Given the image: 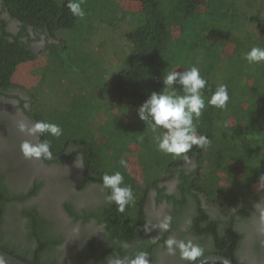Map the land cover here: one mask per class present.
<instances>
[{
    "label": "trees",
    "instance_id": "trees-1",
    "mask_svg": "<svg viewBox=\"0 0 264 264\" xmlns=\"http://www.w3.org/2000/svg\"><path fill=\"white\" fill-rule=\"evenodd\" d=\"M89 1L84 0L82 7L89 8ZM92 1L103 6L100 21L121 33L127 43L125 55L119 57L121 64L114 71L110 85L119 109L134 113L125 124L114 122L110 133L101 135L98 145L101 151L114 153L115 156L120 152L122 156L128 144L143 136L139 133L144 128V122L138 118L137 109L152 91L163 87L161 76L168 71H183L196 66L208 81L203 90L206 101L221 84L227 85L230 99L225 109L207 106L199 118L198 132L210 140L205 149L194 146L187 153L188 159L170 155L166 164L159 165L157 175L146 174L147 184L131 186L135 202L127 206L123 213L108 202L101 210L85 213V219L93 216L102 225L104 240L96 246L93 238H89L86 247H82L83 252L80 251L84 260L75 264H106L109 256H135L140 251L148 252L152 264H155V247L164 238L158 237L157 243H152L145 236V200L150 188H154L160 197L167 195L163 193L165 186L159 184L174 176L177 178L178 194L167 198L177 212L189 203L188 196L193 199L195 211L190 216V233L206 240L207 246L202 247L203 255L221 254L236 263L240 233L232 228L231 223L220 228L217 220L210 218L201 206L199 195L220 208L242 203L252 205L264 195L262 186L251 190L252 185L264 181V63L249 64L243 59V53L251 47H264V0ZM116 1L120 10L113 9ZM67 3L68 0H2L4 9L22 25L20 31L13 34L6 29V20L0 19V95L10 96L7 91L15 87L13 76L18 67L38 54L28 41L22 39L25 35L31 40L27 26L52 38L59 30L75 27L78 17L71 14ZM252 3L255 7L250 6ZM245 5L251 10L246 11ZM44 48L59 52L66 49L65 40L47 42ZM35 98L34 94H29L30 110L26 112L35 121L44 120L41 112L34 113ZM48 121L56 123L53 117ZM130 133L136 136L119 141ZM40 139L51 141V152L58 158L69 160L71 154L67 150L71 146L76 147L74 152L82 155L85 166L84 182L96 183L107 196L109 190L102 187L101 177L110 170L104 169L95 160L99 152V148L94 147L95 141L71 135L63 138L61 146H58L54 143L55 138L47 134ZM154 147L151 148L158 153L156 145ZM144 160L152 161V156ZM153 160H157V156ZM187 160L195 163L190 171L182 167ZM207 160H212L217 166L206 165ZM223 161L227 164L225 168H221ZM212 184L219 187L222 195L211 189ZM35 188L28 195L34 193ZM244 189L252 195L246 197ZM3 197L4 193L0 190V213ZM22 198L25 195H11L6 199ZM25 228V239L33 242L28 250L17 252L1 241L0 249L29 264H72L70 260L57 261L53 256L44 257L53 252L60 239L48 236L37 216L30 215ZM122 242L127 243L126 249L120 247Z\"/></svg>",
    "mask_w": 264,
    "mask_h": 264
},
{
    "label": "flooded vegetation",
    "instance_id": "flooded-vegetation-1",
    "mask_svg": "<svg viewBox=\"0 0 264 264\" xmlns=\"http://www.w3.org/2000/svg\"><path fill=\"white\" fill-rule=\"evenodd\" d=\"M0 19L6 20L9 32L17 34L20 31L21 22L9 15L2 0ZM26 31L31 40L25 35H22V39L28 41L34 50L45 46L47 42H55L49 34L30 26L26 27ZM7 93L10 96L0 95V190L4 193L3 210L0 213V241L14 247L17 252L28 250L33 242L25 239V226L29 222V216L34 215L48 236L60 239L53 252L45 254V258L53 256L57 261L70 260L72 264L83 261L84 256L80 251L82 247H86L89 238H93L96 246L104 240L102 225L93 216L85 219L84 215L104 208L107 204L106 196L96 183L84 182V162L82 167L75 164L77 159H83L80 153L74 152L76 147L71 146L67 150L71 154L69 160L53 154L47 160H27L23 157L21 142L34 138L20 132L18 124H31L35 120L26 112L30 110L26 92L11 87ZM192 165V160H188L182 167L190 171L193 169ZM159 186H165L163 193L167 195L160 197L154 188L149 189L145 200V222L156 224L164 215H170L171 224L168 231L160 232L159 228H151L149 225L151 231L145 232L148 239L164 238L155 247L154 263L187 264V261L180 259L178 252L176 255H169L164 242L169 237H176L191 240L203 248L207 246L202 236L190 233V216L195 211L194 201L188 196L189 203L182 211L177 212L172 201L167 198L178 194L176 176ZM34 188L35 192L28 195ZM11 195H25V198L6 199ZM199 196L201 206L210 218L217 220L220 228L231 223L232 228L240 233L237 260L236 263L232 262L264 264V195L252 205L233 204L227 208L212 205L206 202L203 195Z\"/></svg>",
    "mask_w": 264,
    "mask_h": 264
},
{
    "label": "rangeland",
    "instance_id": "rangeland-1",
    "mask_svg": "<svg viewBox=\"0 0 264 264\" xmlns=\"http://www.w3.org/2000/svg\"><path fill=\"white\" fill-rule=\"evenodd\" d=\"M116 2L113 9L120 10V4ZM250 6L255 7L253 3ZM250 6L245 5L246 11L251 10ZM102 8L101 4L90 0L89 8H84L85 16L78 17L75 27L59 30L56 32V37H53L55 43L65 40L66 49L58 52L41 46L35 50L38 54L34 59L18 67L13 76V83L28 96L30 93L35 95L34 113L41 112L46 121L53 117L61 126L63 134L59 138L54 137L55 144L61 146L63 138L71 135L87 137L90 142L92 140L96 142L94 147L99 148V152L95 160L104 169L110 170V173L121 171L125 176L126 184L141 187L147 184V173L152 176L157 175L155 173L159 165L166 164L170 154L160 151L157 153L153 149L156 145L154 140L156 133L147 128L145 122L144 128L139 133L143 134V142L134 140L126 144L127 147L122 156L120 152L117 156L114 153H105L98 147L101 135L105 132L110 133L114 122L125 124V121L132 119L134 115V113L129 114L128 110L123 112L119 109L114 89L110 85L114 71L121 64L119 57L125 55L124 47L127 43L121 33L111 30L108 25L100 21ZM135 136L136 134L130 133L119 141L128 137L133 139ZM212 147L208 149L215 153ZM154 155L157 156L155 161ZM151 156L152 161L144 160ZM121 159L128 162L127 170L119 166ZM207 162L206 165L217 166L212 160ZM192 164L194 168V161ZM225 167L227 164L224 161L221 162V168ZM260 187L264 188V181L252 185L251 190ZM211 189L222 195L218 186L212 184ZM246 189L243 192L246 197H250L252 192L250 193L249 190L246 192Z\"/></svg>",
    "mask_w": 264,
    "mask_h": 264
},
{
    "label": "clouds",
    "instance_id": "clouds-1",
    "mask_svg": "<svg viewBox=\"0 0 264 264\" xmlns=\"http://www.w3.org/2000/svg\"><path fill=\"white\" fill-rule=\"evenodd\" d=\"M83 3L84 0H68L66 6L74 17L83 18L85 16ZM243 59L249 64L264 63V47H251L243 53ZM161 79L163 87L159 91H152L138 107V118L156 133L154 140L158 151L188 159L187 153L194 146L205 149L209 145L210 140L207 136L198 132L199 118L207 106L218 109L227 107L230 99L228 87L225 84L217 86L206 101L203 90L208 81L196 66L183 71H168L162 74ZM18 129L34 138L26 139L20 144V151L27 160L51 159V141L40 137L47 134L59 138L63 134L59 124L46 120H36L31 124L20 122ZM137 140L143 142L144 137L138 136ZM75 164L82 167L83 159H77ZM119 166L127 170L128 162L121 159ZM101 181L102 187L109 190L106 201L114 204L118 212L123 213L127 206L135 202L132 187L125 183V176L121 171L106 172L102 175ZM170 224L171 216L164 215L156 224L146 222L143 230L150 232L151 228H159L160 232H164L170 229ZM151 242L157 243V239L153 237ZM164 244L169 255H176L178 252L180 259L187 261L188 264H196L204 254L203 248L191 240L169 237ZM120 247L126 249L127 243L122 242ZM106 264H152V261L148 252L140 251L135 256H109Z\"/></svg>",
    "mask_w": 264,
    "mask_h": 264
},
{
    "label": "water",
    "instance_id": "water-1",
    "mask_svg": "<svg viewBox=\"0 0 264 264\" xmlns=\"http://www.w3.org/2000/svg\"><path fill=\"white\" fill-rule=\"evenodd\" d=\"M223 263V264H234L230 257H226L221 254H205L198 259L196 264H206V263ZM0 264H29L25 261L3 251L0 249Z\"/></svg>",
    "mask_w": 264,
    "mask_h": 264
}]
</instances>
